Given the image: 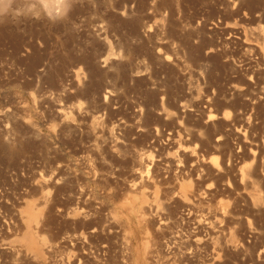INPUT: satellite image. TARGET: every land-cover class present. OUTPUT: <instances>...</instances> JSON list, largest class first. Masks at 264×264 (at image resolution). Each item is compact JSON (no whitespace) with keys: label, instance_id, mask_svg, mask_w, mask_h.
<instances>
[{"label":"rangeland","instance_id":"rangeland-1","mask_svg":"<svg viewBox=\"0 0 264 264\" xmlns=\"http://www.w3.org/2000/svg\"><path fill=\"white\" fill-rule=\"evenodd\" d=\"M0 264H264V0H0Z\"/></svg>","mask_w":264,"mask_h":264}]
</instances>
